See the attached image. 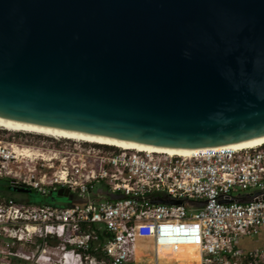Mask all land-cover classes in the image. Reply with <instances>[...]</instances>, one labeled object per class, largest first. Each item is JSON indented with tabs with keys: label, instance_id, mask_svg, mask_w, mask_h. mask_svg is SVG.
<instances>
[{
	"label": "water",
	"instance_id": "95a60500",
	"mask_svg": "<svg viewBox=\"0 0 264 264\" xmlns=\"http://www.w3.org/2000/svg\"><path fill=\"white\" fill-rule=\"evenodd\" d=\"M0 118L160 149L262 138L264 0H0Z\"/></svg>",
	"mask_w": 264,
	"mask_h": 264
},
{
	"label": "built area",
	"instance_id": "2783aa9c",
	"mask_svg": "<svg viewBox=\"0 0 264 264\" xmlns=\"http://www.w3.org/2000/svg\"><path fill=\"white\" fill-rule=\"evenodd\" d=\"M91 146L82 154L90 163L39 182L5 181L8 189L42 199L66 189L69 198L57 205L0 197V264H133L136 253L148 251L151 264H161L186 247L196 249L198 264H264V247H239L264 228V198L231 201L264 190V145L188 157ZM17 155L0 141V181ZM157 199L190 204H154ZM99 229L105 237L97 242ZM36 241V255L22 252Z\"/></svg>",
	"mask_w": 264,
	"mask_h": 264
},
{
	"label": "rangeland",
	"instance_id": "374dc122",
	"mask_svg": "<svg viewBox=\"0 0 264 264\" xmlns=\"http://www.w3.org/2000/svg\"><path fill=\"white\" fill-rule=\"evenodd\" d=\"M0 141L17 148L20 154L2 172V184L5 181L8 182L13 179L29 178H33L35 182H39V180L52 178L54 174H61V172H64V168L71 170V166H80L85 161L86 163H90L82 154L92 149L93 147L91 145H95L94 143L54 138L29 132L11 131L2 127H0ZM4 173L8 174L6 175ZM5 194L20 202L33 199L35 203L41 201H47L48 203L57 205H66L68 203V199L57 198L55 195H53L52 199H42L33 192L17 193L11 190V192H6ZM257 236L253 240L243 241L246 248L258 249L264 247V229ZM39 250L40 244L38 241L32 247L22 248L23 253L34 255ZM148 253L145 252L147 255L143 257L135 255L133 264H151ZM177 260V258H174L169 259V262H167L165 259L161 261V264H175ZM184 260L188 261V258ZM5 264H7L6 261ZM20 264L29 263L22 262Z\"/></svg>",
	"mask_w": 264,
	"mask_h": 264
},
{
	"label": "bare ground",
	"instance_id": "6f19581e",
	"mask_svg": "<svg viewBox=\"0 0 264 264\" xmlns=\"http://www.w3.org/2000/svg\"><path fill=\"white\" fill-rule=\"evenodd\" d=\"M0 127L11 130V131L29 132V133L39 134V135L50 136L54 138H61V139H68V140H74V141L106 145V146H111V147H115V148L123 149V150H133L137 152L165 154L168 156L188 157L200 151L205 150V149H199V150L197 149L195 150L160 149V148L139 145V144L130 143V142L119 141L115 139L87 135L83 133L62 131V130H57V129H52V128L28 125L24 123L8 121L2 118H0ZM262 145H264V137L259 138V139H253L250 141L245 140V142H241V143H237V144H233V145H229L225 147L231 148L233 150H247V149H254ZM136 255H138V253H136ZM174 258L178 259L177 264H185L186 260L184 259L186 258H188L187 262H190V264H198L197 252H196V249L194 248H190V247L182 248L178 254L173 255L171 258L161 257V260L166 259L167 262H169V259H174Z\"/></svg>",
	"mask_w": 264,
	"mask_h": 264
},
{
	"label": "trees",
	"instance_id": "16d2710c",
	"mask_svg": "<svg viewBox=\"0 0 264 264\" xmlns=\"http://www.w3.org/2000/svg\"><path fill=\"white\" fill-rule=\"evenodd\" d=\"M96 145H100V144H96ZM104 146H106V145H104ZM109 147H111V146H109ZM6 192H11V190L10 189H8V187L5 185V183L4 184H2V182L0 181V197H2V196H4V197H7V198H11V197H9V196H6ZM27 202L28 203H35L34 201H33V199H28L27 200ZM44 203V201H41V202H39L40 204L41 203ZM45 203H47L48 204V202H45ZM264 229V228H263ZM103 236L105 237V232H104V230H102V229H99L98 230V232H97V242L98 241H101L102 239H103ZM97 242H93L92 243V245H91V251H89V253L90 254H95V253H93V251H92V248L94 247V245H97L98 243Z\"/></svg>",
	"mask_w": 264,
	"mask_h": 264
},
{
	"label": "crops",
	"instance_id": "0c3cea01",
	"mask_svg": "<svg viewBox=\"0 0 264 264\" xmlns=\"http://www.w3.org/2000/svg\"><path fill=\"white\" fill-rule=\"evenodd\" d=\"M255 239V238H254ZM248 240H253V239H245L243 241H248ZM243 241H241L239 243V247L242 248V249H246V250H249V249H253V248H246V246L243 244Z\"/></svg>",
	"mask_w": 264,
	"mask_h": 264
}]
</instances>
